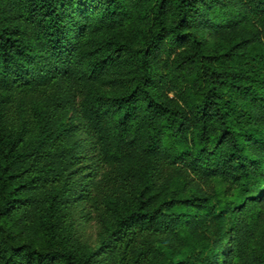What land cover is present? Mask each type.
<instances>
[{
  "label": "trees",
  "instance_id": "1",
  "mask_svg": "<svg viewBox=\"0 0 264 264\" xmlns=\"http://www.w3.org/2000/svg\"><path fill=\"white\" fill-rule=\"evenodd\" d=\"M0 264H264V0H0Z\"/></svg>",
  "mask_w": 264,
  "mask_h": 264
}]
</instances>
